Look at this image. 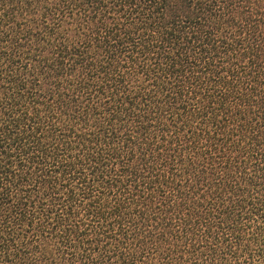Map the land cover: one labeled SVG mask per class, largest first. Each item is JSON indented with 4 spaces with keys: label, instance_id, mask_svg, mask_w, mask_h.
I'll list each match as a JSON object with an SVG mask.
<instances>
[{
    "label": "trees",
    "instance_id": "obj_1",
    "mask_svg": "<svg viewBox=\"0 0 264 264\" xmlns=\"http://www.w3.org/2000/svg\"><path fill=\"white\" fill-rule=\"evenodd\" d=\"M0 264H264V0H0Z\"/></svg>",
    "mask_w": 264,
    "mask_h": 264
}]
</instances>
